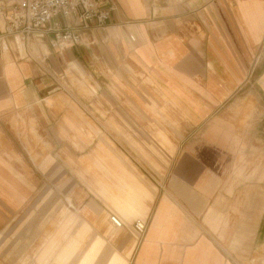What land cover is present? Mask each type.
Here are the masks:
<instances>
[{
	"label": "crops",
	"instance_id": "obj_1",
	"mask_svg": "<svg viewBox=\"0 0 264 264\" xmlns=\"http://www.w3.org/2000/svg\"><path fill=\"white\" fill-rule=\"evenodd\" d=\"M17 1L0 0V29ZM53 38L0 41V236L46 201L39 191L61 180L63 156L77 162L63 140L88 143L78 102L62 94L73 73L85 94L96 93L88 78L101 88V144L116 147L84 154L86 172L101 173L85 174L77 212L62 206L37 263L55 253L67 264L82 250L76 264H101L108 248L106 264H264V0H115L108 25L87 30L85 43L60 50ZM66 201L75 208V196Z\"/></svg>",
	"mask_w": 264,
	"mask_h": 264
},
{
	"label": "rangeland",
	"instance_id": "obj_2",
	"mask_svg": "<svg viewBox=\"0 0 264 264\" xmlns=\"http://www.w3.org/2000/svg\"><path fill=\"white\" fill-rule=\"evenodd\" d=\"M12 1L14 2V0H9V2ZM76 78L80 77L73 73H70L64 80L61 81L63 86L62 94L67 99L72 97L78 102V114L84 116V118L87 120V122L82 123V132L88 143L86 144V146H82L79 141L77 140L76 142L75 139L63 140L62 146L65 145L70 147V144H72L71 147H73V149L77 151V162H74L73 160L71 161L70 155L63 156L62 159L65 160L61 162L60 165L61 180H57L56 182H54V178L52 176L50 178L51 181L46 180L47 186L39 191L41 195L49 196L46 201L31 203L29 206V210L31 211L30 219L23 220L17 226H13L16 228L11 227L8 234L4 233L0 236V264H7V257L10 259H12L13 257L15 259L19 258V261H16L15 264H38L37 254L40 253L46 240L50 236L57 233V230H59V227L63 222V218L61 215L62 206H67L73 212H77V209H79L85 201V198L87 196V189L89 187H86V184L84 182L85 174L87 173V162L86 156L84 154H90L94 151L95 148H98V146H100L97 154L95 155L96 157H100L102 156L103 147H105V150H107L108 143L111 144V146L116 147V140L114 139L109 140L108 138H106L105 144H101L100 139L103 135L101 122V115L103 111L101 102V88L88 78L91 85H93V87L96 89V93L94 95L85 94L78 87ZM36 141L38 142V144L40 141L42 142V140ZM41 145H43V143ZM44 145L49 149L51 148L47 143H45ZM89 164L92 165V163ZM36 166L40 167L38 163H36ZM91 167L90 169H88L89 172L86 174L87 177L93 175V172L95 175H100L101 170H99L98 167H96L95 165H92ZM43 173L45 174V177L49 179V176L47 174L48 172L39 171V173L35 172L34 174L36 177L40 178L41 181H44ZM81 173L84 174L83 177L80 176ZM53 182L56 184V186L52 184ZM71 195L75 196L77 200V202H73L75 208L71 207L70 204L66 201V198ZM53 196L57 197V202H50V200H53ZM79 226V223H75L71 227L69 238L63 239L62 241L63 246H66L68 244L70 238L76 237ZM29 228H32V230L34 231L29 232ZM23 234L26 235L23 236ZM92 237V233L86 235V240L82 243V248H85L89 245ZM107 241H109V238ZM109 242L111 243H108L110 248H112V246L117 248V246L112 241ZM16 246L21 247L22 249L12 255L11 248ZM81 252L82 250H78L77 256L74 259L69 260L67 264H76ZM110 253L111 251L107 248L103 255L101 264H106L109 259ZM55 256L56 254L54 253L52 258L50 259V264H59Z\"/></svg>",
	"mask_w": 264,
	"mask_h": 264
},
{
	"label": "built area",
	"instance_id": "obj_3",
	"mask_svg": "<svg viewBox=\"0 0 264 264\" xmlns=\"http://www.w3.org/2000/svg\"><path fill=\"white\" fill-rule=\"evenodd\" d=\"M115 9V0H18L7 16L0 41L10 36H18L27 43L35 34L53 33L51 46L64 49L85 43L84 33L89 29L103 28L108 25L110 15ZM62 15L75 17L79 25L61 27L52 20ZM111 222L122 228L125 223L117 215L110 216ZM146 221L138 218L132 224V232L137 239L145 236Z\"/></svg>",
	"mask_w": 264,
	"mask_h": 264
},
{
	"label": "bare ground",
	"instance_id": "obj_4",
	"mask_svg": "<svg viewBox=\"0 0 264 264\" xmlns=\"http://www.w3.org/2000/svg\"><path fill=\"white\" fill-rule=\"evenodd\" d=\"M25 46H26V44H25ZM29 49H30L31 53L35 56L34 48H33V44L32 43H30Z\"/></svg>",
	"mask_w": 264,
	"mask_h": 264
}]
</instances>
